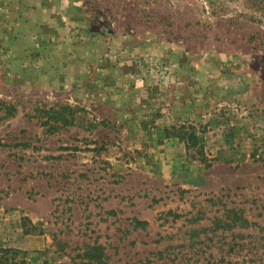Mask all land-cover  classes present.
I'll list each match as a JSON object with an SVG mask.
<instances>
[{
  "label": "rangeland",
  "instance_id": "1",
  "mask_svg": "<svg viewBox=\"0 0 264 264\" xmlns=\"http://www.w3.org/2000/svg\"><path fill=\"white\" fill-rule=\"evenodd\" d=\"M0 247L264 264V0H0Z\"/></svg>",
  "mask_w": 264,
  "mask_h": 264
},
{
  "label": "trees",
  "instance_id": "2",
  "mask_svg": "<svg viewBox=\"0 0 264 264\" xmlns=\"http://www.w3.org/2000/svg\"><path fill=\"white\" fill-rule=\"evenodd\" d=\"M14 253L16 250L12 248H5V247H0V263L4 264L6 263L5 260L9 259V253ZM18 264V262H16Z\"/></svg>",
  "mask_w": 264,
  "mask_h": 264
}]
</instances>
